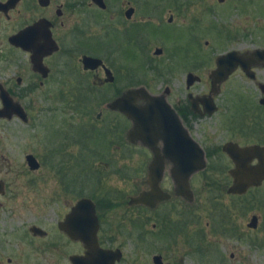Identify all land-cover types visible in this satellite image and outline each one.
<instances>
[{"label":"flooded vegetation","instance_id":"obj_1","mask_svg":"<svg viewBox=\"0 0 264 264\" xmlns=\"http://www.w3.org/2000/svg\"><path fill=\"white\" fill-rule=\"evenodd\" d=\"M219 2L225 3V0ZM191 5L179 0H0V134L3 126L6 128L13 123L29 129L38 127L44 130L48 139L46 148L59 149L50 150L47 153L50 160L40 163L38 169L32 170L28 164L24 167L27 168V174L40 173L47 166L55 170L63 190L58 197L65 200L55 220L47 214L33 215L26 219L25 224L12 226V239L25 241L27 245L14 251L6 263L2 255L4 240L0 229V264H150L148 261L142 262L140 257L128 256L125 245L134 243L142 247L146 240L151 243L154 232L147 230L146 220L135 213L154 212L164 202L173 200L172 194L162 188L167 171L172 177L175 165L164 149H201L206 161V168L202 171H205L209 168L212 156L221 148L223 156L232 165L227 172L233 184L230 171L235 168V163L224 151L225 145L234 143L241 148H264V130L258 131L256 123L255 128H245L238 133L248 140L254 137V142L225 140L213 147L216 149H210L211 139L205 132L204 124L221 109L216 103V95L210 97L211 89L207 93H195V84L200 83L201 78L199 82L188 86V75L192 72L186 74V87L180 93L181 96L174 95L165 79L157 85L159 92L156 93L145 87L144 81L139 78L138 72L142 71L145 59L148 62L145 68L148 66L152 71L159 68L175 73V68L172 69L170 65L156 67L154 58L167 53L175 58L182 41L192 35L193 27L187 24ZM255 50L237 51L246 66H238L223 84L240 74L257 85L256 94L251 97L249 112L263 126L264 82L258 80L257 73L264 65L248 62L250 53ZM158 51L161 53L158 54ZM84 57L100 59L103 64L95 70H85L82 63ZM186 61L187 65L182 71L189 70L188 56ZM107 69L113 75V82H106ZM120 72L128 88L105 96L106 87L116 88L119 85ZM210 81L212 87L211 78ZM222 85L218 94H221ZM66 88H73L74 93L80 95L67 96L63 91ZM134 88H144L150 95L157 96L148 99L165 102V105L154 109L152 116L156 118L148 124L144 123V127H150V139L142 134L135 144L129 139L134 125L132 120L124 113L109 108L113 101ZM49 89H57L60 96L51 95L50 91H46ZM89 90H92V96H89ZM211 100L215 110L212 114L209 111ZM80 105L101 107L94 117L91 108L85 113H78ZM137 105L141 109H148L147 99H138ZM36 110L39 111L37 114ZM41 115L45 116L43 123L36 119V116ZM66 148L78 149L72 164L75 168L69 172L66 171V164L73 158L63 154ZM98 148L122 149L127 158L132 152L129 149H142L139 157L143 162L142 172L144 168L145 172L147 170V178L140 182L139 193L126 197L121 192L102 191L109 171L125 178L130 176V172L125 165L118 166L110 157V151L103 152ZM149 148L159 150V158L165 167L160 187L170 195L169 200L160 202L154 209L144 204H131L133 198L151 189L148 183L149 168L154 160V152ZM57 156L60 159L53 162ZM5 164L8 166L0 161V222L18 193L15 180L11 177L12 166ZM258 164V159L251 162V165ZM222 167L227 169L226 165H222L220 171ZM68 173L72 176L69 177ZM29 179L34 181V178ZM172 180L175 197L193 203L194 192L193 200H186L177 195L173 177ZM253 188L258 187L249 190ZM82 200L91 201V208L90 204L87 208L90 211L93 207L97 219L96 234L91 229L88 235L91 249L83 239L73 237L69 232L82 230V227L88 229V224L91 226L92 215L85 219L80 212V216L74 215V208ZM162 222L166 221L163 219ZM157 225L155 223L153 227ZM97 251L103 258L96 256ZM156 256L161 257L162 264H171L160 254L153 256V264H156Z\"/></svg>","mask_w":264,"mask_h":264},{"label":"rangeland","instance_id":"obj_2","mask_svg":"<svg viewBox=\"0 0 264 264\" xmlns=\"http://www.w3.org/2000/svg\"><path fill=\"white\" fill-rule=\"evenodd\" d=\"M179 1L192 4L188 8L187 24L192 25L193 33L188 39L185 37L182 44L180 42L179 52L175 54L174 50L175 58L168 53L153 57L156 67L170 65L172 69L175 68V75L166 72L165 69L158 68L152 71L148 66L144 67L148 65L146 59V62L145 60L142 62V71L138 72L139 78L144 81V86L153 92H159L157 85L165 79L173 89L174 95L181 96L180 93L186 87V74L192 72L201 78V82L195 84V93H207L211 89L210 75L216 69V59L220 55L233 50L264 49V0H225V3H220L219 0ZM187 56L189 70L182 71L187 65ZM160 71L162 73H159ZM257 74L258 80L264 82V68ZM127 88L124 75L120 72L119 85L116 88L106 87L104 95L110 96L116 90L124 91ZM46 91L48 93L50 91L51 95L60 96L57 89ZM63 91L67 96L80 95L74 93L73 88H66ZM256 91L257 85L240 74L222 85L221 94L216 95V103L221 111L204 124L205 132L211 139V150L216 149L213 147L225 140L254 142V137L248 140L238 133L245 128L246 130L255 128L256 123L258 131L264 130V125L261 126L249 112L251 97L253 98ZM89 93V96H92V90H89ZM100 107L101 105L91 107L84 105L77 111L85 113L91 108L95 117ZM37 112L39 111L36 110V114ZM43 117L45 116H36V119L43 123ZM262 123L264 124V120ZM16 124L18 123L8 125L6 128L3 126L0 134V161L4 166H8L5 163L12 166L11 177L15 180L18 191L16 200H12L0 222L1 236L4 240L2 244L4 263L14 251L21 250L27 245L25 241L12 239V226L14 228L25 224L26 219L33 215L47 214L55 220L65 202L63 197H58L63 190L59 174L55 170L47 166L40 173L27 174V168L24 167L27 166L28 155H33L39 163H44L50 160L47 153L59 148H46L48 139L42 128L29 129ZM66 150L63 154L73 158L66 164V171L69 172L75 168L72 164L74 159L76 160L78 149ZM99 150L110 151L108 152L110 157L118 166L125 165L130 172V176L125 178L109 171L110 175L104 180L102 191L121 192L126 197L139 193L140 182L147 178V170L145 172L144 168V173L142 172L143 162L140 158L142 149H129L132 152L128 158L124 157L122 149ZM221 151L220 148L212 156L209 168L191 177L190 184L195 196L193 203L175 197L174 183L170 172L167 171L162 188L172 194L173 200L164 202L154 212L135 213L146 220V229L154 233L151 235V243L146 240L142 247L126 243L125 250L128 256L140 257L142 262L148 261L150 264H153L152 258L157 254L162 255L171 264H264V184L249 190L243 196L229 195L227 191L232 179L227 171L232 165ZM59 159L60 156H57L53 162ZM222 165H226L227 169L222 167L223 170L220 171ZM68 175L72 176L70 173ZM29 178H34V181ZM253 216L259 218L257 229L248 226ZM163 219L166 222L163 223ZM155 223L158 225L154 228Z\"/></svg>","mask_w":264,"mask_h":264},{"label":"water","instance_id":"obj_3","mask_svg":"<svg viewBox=\"0 0 264 264\" xmlns=\"http://www.w3.org/2000/svg\"><path fill=\"white\" fill-rule=\"evenodd\" d=\"M160 53L161 52L158 51V54ZM250 57L251 58L248 59L250 64L257 65L263 63L264 65V49H257L253 51L250 53ZM82 63L85 70H95L103 64L100 59H96L94 57H84ZM240 65L246 66L243 57H240L237 51L229 52L217 58V67L210 76L212 79L210 97H213V95H217L219 93L220 86L236 71ZM106 76V82H113V75L108 69L106 70ZM199 81V76H196L193 73L188 75V86H192ZM150 97L157 98V96H152L146 92L144 88L131 89L109 105V108L112 110L120 111L121 113L129 116V118L132 120L134 125L130 132L129 139L133 144L138 143V141L142 138V134L146 138L150 139V127H144V123L148 124L156 118L152 116V114L155 112L154 109H156V106L161 104L165 105L164 101L162 102L156 99H148ZM138 99H147L148 109H141L137 105ZM209 104H211L209 111L210 114H212L215 112L214 108H212V100ZM164 113H166L165 110ZM171 113L174 114L173 111H171ZM149 149L154 152V160L149 168L150 179L148 183L151 189L142 193L139 197L133 198L131 204H144L154 209L160 202L169 200L170 195L164 192L160 187V183L164 176L165 167L162 159L159 158V150L158 148ZM164 151L166 152V155L172 158L175 163L172 170V177L176 183L177 195L184 197L188 201H192L193 192L190 187L189 179L193 174L206 168L204 153L199 148H165ZM224 151L229 154L235 163V168L230 171V175L233 178V184L228 189V194L244 195L250 188L259 187L262 185L264 182V148L259 146L241 148L237 144L228 143L225 145ZM255 159H258L259 164L251 165V162ZM26 160L30 169L36 170L40 167V163L33 155H28ZM89 204L91 208V201H80L79 204L74 208V215L80 216L78 214V212H80L81 214H84V219L88 215H92V218H90L91 226L88 224V229L82 227V230H69V232L71 235H73V237L83 239L91 249V239L88 235L91 233V229L93 234H96L97 219L94 217L95 211L93 207L92 210L88 211L89 208H87V206H89ZM258 224V217L253 216L248 226L251 229H257ZM97 252L98 253L96 256L103 258V255L100 254V251ZM154 260L156 264H162L161 257L156 256ZM99 263L101 264V262Z\"/></svg>","mask_w":264,"mask_h":264},{"label":"trees","instance_id":"obj_4","mask_svg":"<svg viewBox=\"0 0 264 264\" xmlns=\"http://www.w3.org/2000/svg\"><path fill=\"white\" fill-rule=\"evenodd\" d=\"M210 169H212V164H211V166H210Z\"/></svg>","mask_w":264,"mask_h":264}]
</instances>
